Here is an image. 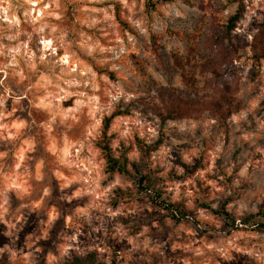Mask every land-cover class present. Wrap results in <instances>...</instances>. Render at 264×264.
Returning <instances> with one entry per match:
<instances>
[{"label":"clouds","instance_id":"obj_1","mask_svg":"<svg viewBox=\"0 0 264 264\" xmlns=\"http://www.w3.org/2000/svg\"><path fill=\"white\" fill-rule=\"evenodd\" d=\"M0 237V264H264V0H0Z\"/></svg>","mask_w":264,"mask_h":264},{"label":"trees","instance_id":"obj_2","mask_svg":"<svg viewBox=\"0 0 264 264\" xmlns=\"http://www.w3.org/2000/svg\"><path fill=\"white\" fill-rule=\"evenodd\" d=\"M175 107L178 108V109H180V110H187V106L184 105L183 103L179 102V101L177 102V104L175 105ZM181 215H183V214H181ZM77 264H80V262L78 261Z\"/></svg>","mask_w":264,"mask_h":264},{"label":"rangeland","instance_id":"obj_3","mask_svg":"<svg viewBox=\"0 0 264 264\" xmlns=\"http://www.w3.org/2000/svg\"><path fill=\"white\" fill-rule=\"evenodd\" d=\"M174 219H175V217H173ZM0 242H3V238L2 237H0Z\"/></svg>","mask_w":264,"mask_h":264}]
</instances>
